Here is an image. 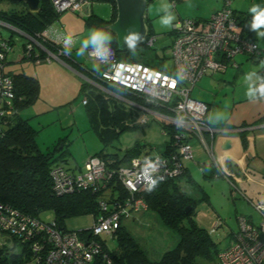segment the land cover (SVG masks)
Masks as SVG:
<instances>
[{
  "label": "built area",
  "instance_id": "2783aa9c",
  "mask_svg": "<svg viewBox=\"0 0 264 264\" xmlns=\"http://www.w3.org/2000/svg\"><path fill=\"white\" fill-rule=\"evenodd\" d=\"M93 0H52L58 13L71 11L85 13L91 11ZM0 24L8 25L21 34L30 37L24 43L25 57L39 58L41 50L56 59L72 58L63 54V47L51 50L53 42L45 31L33 36L20 30L9 22L0 19ZM241 26L231 0H226L223 8L216 11L209 19L182 18L174 23L172 58L175 66L171 71H164L146 63L123 60L112 46L113 55L105 64L99 63L88 53V57L98 62L100 73L92 72V77L141 99L134 101L113 91L100 82L91 80L95 85L106 89L111 95L125 101L141 111L137 118L140 125L149 121V115L161 117L164 134L172 137V150L163 154H142L132 158L121 166H112L114 159L107 160L98 155H91L85 166L78 171H67L62 166L51 170L53 189L57 195L71 194L81 190L101 192L110 190L109 184L120 182L125 194H113L109 199L99 198V214L94 225L79 230H66L59 223L44 221L0 200V245L17 248L18 244L28 247L33 252L29 264H117L112 251L103 236L115 239L117 230L124 220L133 213L149 210L144 194L148 192V179L144 173L145 158H150L158 167L151 174L152 179L162 177L165 182L185 172V163L194 160L193 140H199L209 152L213 162L219 167L207 134L214 136L215 131L207 121L210 110L208 103L192 97V90L209 71H221L229 64L238 67L235 57L239 54L259 56L264 53L259 44L240 30ZM158 40L156 34L145 38L147 46L153 47ZM13 41L0 37V138L11 126L18 113L15 103L14 79L6 72L8 53ZM38 48V49H37ZM88 52L91 49L87 50ZM184 80L175 88L170 87V80L178 70H185ZM264 76V68H262ZM160 73V76H157ZM100 88V89H101ZM87 103V99L83 100ZM163 110V111H162ZM8 126V128H7ZM224 131V130H223ZM170 132H172L170 134ZM116 164V163H115ZM216 176H219V172ZM234 190L238 189L232 179L224 175ZM158 183V184H159ZM255 208L264 215V204ZM239 228L234 234L229 247L218 253L220 264H263L264 263V222L255 225L247 216L238 217ZM221 224L218 222L216 225Z\"/></svg>",
  "mask_w": 264,
  "mask_h": 264
},
{
  "label": "rangeland",
  "instance_id": "374dc122",
  "mask_svg": "<svg viewBox=\"0 0 264 264\" xmlns=\"http://www.w3.org/2000/svg\"><path fill=\"white\" fill-rule=\"evenodd\" d=\"M93 1L92 4L96 12L105 16L112 14V2L106 0ZM223 2L224 0H150L146 16L150 19L151 28L158 36V40L153 47L138 48L137 54L146 57L150 63L164 61L166 69L173 70L175 66L172 58L174 23L182 18H188L187 14L194 11L202 12L206 15L202 14V17L210 18L212 12L216 8L221 7ZM254 4L264 7V0H231L232 8L237 10L238 13L249 12V8ZM164 5H171L170 11L175 16L171 28H166L159 23L160 16L163 15L160 9ZM0 9L13 11L21 9V5L10 0H1ZM66 15L68 17L71 16L72 19L67 20L71 22L73 28L76 23L78 30L70 32L63 28L66 25L64 21V16ZM191 16L194 17V15ZM59 18L54 20L47 27V30L51 33H57L61 40L71 36L72 54L76 56V59L78 58L87 65L98 69L100 64L90 59L87 53L84 56H78L76 52L80 42L87 37L89 30L100 27L87 26L86 19L82 15H76V13H64ZM12 36L13 45L8 53L6 72L16 73V71H24L27 74L32 73V75L39 77L41 82L39 97L33 103L24 107L21 110V114L24 118H29L31 125L37 130V144L42 152L46 154L57 153L59 155L60 149L64 148L59 157L53 161V167L60 165L67 171H78L80 167L83 168L85 166L87 159L104 148L105 144L96 129L93 128L88 114V107L83 103L85 98L82 90L83 83L89 82L93 85L95 83L86 76H82L80 71L76 73L74 69H78V67L71 59L73 63L69 60L68 64H70L71 68L75 67L74 69L61 62L63 59L53 58L48 52L42 50L41 54L43 57L41 58L25 57L24 43L29 38L12 27L0 24V37L9 39ZM259 42L264 47V38H259ZM55 43L64 47V41ZM247 56L239 54L235 57V60L241 63V69L237 70L236 67L229 64V75L225 72L212 73V71H209L194 86L192 97L211 102L214 110L218 113L219 108L217 106L220 104V100L224 101L227 94L228 97L233 95L234 88L236 89L235 94L245 95L247 82L244 81L243 77L250 71L259 70L261 62L248 59ZM64 59L68 60L69 58L66 56ZM95 86L101 88L97 85ZM101 90L109 95L111 94L104 88H101ZM163 124L161 117L149 115V121L146 124H139L140 126L136 128L124 131L117 139L111 140L106 150L122 154L126 148L138 143L146 145L145 151L147 150L151 154L159 153L169 139V136L164 134ZM204 148L203 145L200 146L203 153ZM230 186L225 185V188H227L225 195L218 193V195L213 196L210 204L206 201H200L197 207L198 215H196V219L198 223L211 232L220 249L229 247L232 231H238L239 223L237 217L240 215L237 211L248 215L253 213L257 226H260L263 221L261 214L254 211V208H250V204L246 199ZM188 187L191 186H186L185 189L189 193L194 196L198 195L195 189H189ZM222 187L220 186L221 189ZM111 195L112 190H108L102 197L109 199ZM215 211H219L221 214L220 218L214 217L216 215ZM40 217L47 222L55 220V214L51 210L44 211ZM94 222V214L87 213L67 217L64 220V225L67 230L74 231L90 228L94 225ZM217 222L221 224L216 225ZM123 225L150 260H162L165 254L174 249L180 240V236L166 227L162 223L159 214L152 210L133 213L130 218L124 220ZM103 238L107 240V246L112 252L118 251L119 242L117 239H112L108 236H103ZM21 248V244H18L17 250ZM212 256L211 258L199 256L197 264H219L214 251Z\"/></svg>",
  "mask_w": 264,
  "mask_h": 264
},
{
  "label": "trees",
  "instance_id": "16d2710c",
  "mask_svg": "<svg viewBox=\"0 0 264 264\" xmlns=\"http://www.w3.org/2000/svg\"><path fill=\"white\" fill-rule=\"evenodd\" d=\"M106 1H110L113 4L111 19L106 20L91 14L87 18L88 25L108 30L107 25L116 20V1ZM19 4L21 9L13 11L0 9V19L33 36L44 32L62 14L54 9L52 0H40L37 11H32L26 3ZM234 11L242 33L248 38L255 40L259 44L260 49L264 50L256 33L250 30L252 15L249 12L238 13L237 10ZM146 20L149 34H155L151 28L150 19L146 17ZM112 35L114 37L112 46L116 48L121 59L142 62L164 71H170L166 69L164 61L150 63L143 55L136 54L133 56L128 50L120 51L115 33L112 32ZM12 38L13 36L10 40ZM48 47L53 51L55 48L62 46L53 42ZM140 47L150 48L145 42L138 46V48ZM41 57H43L42 54L39 58ZM248 57L252 60L262 61L264 60V53L259 56L251 55ZM101 69L97 73H100ZM259 74L263 76L262 68ZM11 75L14 79L15 103L18 113L4 136L0 138V200L40 219H42L40 216L44 211L51 210L55 214V220L64 229H66L64 220L67 217L87 213H93L94 216L98 215L99 198L105 194V190L101 192L81 190L64 195H57L54 191L53 178L51 176L53 161L59 157L64 148L60 149L59 155L57 153L46 154L42 152L37 144V130L31 125L29 118H24L21 114V110L24 107L33 103L39 97L41 90L40 80L37 76L27 74L24 71L12 73ZM89 77L100 82L97 77ZM100 83L128 99L141 101L139 97L125 90L105 82ZM82 90L85 94L84 99H87L85 105L88 107L92 126L105 143L104 148L94 155L101 156L107 160L114 159L116 164H110L109 167L111 168L114 165L127 164L132 158L150 153L145 151L144 147L146 145L138 143L126 148L122 154L119 152H108L106 148L111 140L117 139L124 131L130 128L140 126L136 121L141 111L128 105L125 101L103 92L89 82L83 83ZM164 127L169 128L170 125L165 124ZM172 143L173 139L170 135L161 153H169L172 150ZM244 144L246 145V142ZM212 173L211 177H215L218 174L215 171ZM186 174L187 170L185 169L182 175L161 182L151 192L148 191L144 194L149 210L157 212L162 223L180 236L175 248L168 251L162 260H150L122 224L115 235V239L119 242V249L112 252L117 264H197L199 256L211 258L213 257V251L218 259V253L222 249L217 246L211 232L201 226L196 219L199 199L190 196L182 189L181 180ZM108 188L112 189L115 195L120 194L123 196L125 194L124 187L120 182L110 183ZM189 205H192V210L187 213L186 209ZM21 246L22 248L17 250L15 247L9 248L0 245V264H29L33 258V252L25 245L21 244Z\"/></svg>",
  "mask_w": 264,
  "mask_h": 264
},
{
  "label": "crops",
  "instance_id": "0c3cea01",
  "mask_svg": "<svg viewBox=\"0 0 264 264\" xmlns=\"http://www.w3.org/2000/svg\"><path fill=\"white\" fill-rule=\"evenodd\" d=\"M225 3L226 0H224L221 7L216 8L212 12V15L216 11L223 8ZM93 4L91 7V11L85 13H76V15H82L86 19V21L91 14H95L106 20L111 19L112 14L109 16H105L101 13L96 12ZM64 13L75 14L71 11H67ZM180 14L182 13L180 12ZM202 14L204 13L194 11L192 13H188L187 16L196 19H209V17H202ZM191 15H194V17ZM70 18L71 16H64V21L66 22V25H64L63 28H66L70 32L78 30V27H76V23L73 28L71 22L67 20ZM87 26L91 25H88L87 23ZM45 34L50 40L54 42L64 41L61 40V37L57 33H51L47 29L45 30ZM71 57L74 58H71V60L75 62L78 69L75 67L71 68L69 66L70 64H68V62L70 59L66 60L62 58L63 60L61 62H63L65 65H68L71 69L75 68L74 71L76 73H79L80 71V74L82 76H86L87 78H89V76H92V72H97L102 68L101 65L98 69L87 65L85 62L79 60L78 58L76 59V56L73 55L72 52ZM248 59L250 58L248 57ZM73 61L71 62L73 63ZM236 62L238 64V67L236 68L237 70H240L241 63H239L237 60ZM259 71L260 69L258 70V75H260ZM17 72L19 71H16V73ZM213 72L214 71H212V73ZM215 72H225L227 75H229L228 68ZM8 73L12 74L11 72ZM30 74L32 75V73ZM234 90L235 91L233 92V95L228 97L227 94L224 98V101L220 100V104L217 106L219 108L218 112L226 113L227 118L224 120H220L218 118V115L214 110L213 104L211 102L204 101L210 106L207 121L211 124L212 127L216 128L217 130H222L219 132H215L214 136H212L211 134H207V140L213 147L214 153L218 160L219 167L215 165L206 148H204V153L201 152L200 146L203 144H201L199 140L195 139L193 140L195 148V158L194 160L187 161L185 163L187 174L185 177L182 178L181 186L187 194L192 197H195L196 199H199L198 204L200 201H206L210 204L213 200L214 195H218V193L225 195V192L227 190V188H225V185H231L229 180L224 176L227 175L230 179H232V181L238 188L236 189V191L241 194L250 204L249 207L252 209L254 208V211L256 212H259L254 205L264 204V102L250 103L246 95H238L237 93L235 94L236 89L234 88ZM228 139H230L231 141V147L224 148V143ZM244 142H246V145L244 144ZM80 169L82 168L80 167ZM213 171L219 172V174L221 175L211 177ZM222 183L224 185L223 187ZM186 186H191L188 188L195 189L198 192V195L194 196L193 194L189 193L185 189ZM220 186L222 187V189L220 188ZM237 212L239 215L247 216L250 221L257 225L253 213H250L248 215L246 213H240L239 211ZM215 214L216 215L214 217H221L219 211H215ZM260 214L263 217V221L261 222L262 224L264 222V215L262 213ZM235 233V231H232L231 233L230 244L233 241Z\"/></svg>",
  "mask_w": 264,
  "mask_h": 264
},
{
  "label": "clouds",
  "instance_id": "9594fccd",
  "mask_svg": "<svg viewBox=\"0 0 264 264\" xmlns=\"http://www.w3.org/2000/svg\"><path fill=\"white\" fill-rule=\"evenodd\" d=\"M171 5H164L160 9L163 15L160 16L159 23L166 27L171 28L175 16L170 11ZM249 13L252 15V21L250 24V30L257 34L258 38H264V7L258 4H254L249 8ZM143 36L138 31L129 30V32L123 37H119V44L123 48L126 46L131 55L137 54L138 46L143 42ZM114 37L110 29L104 28H92L86 38L80 42V46L77 49L76 55L84 56L88 53L95 60L101 64L108 63L113 55L112 43ZM72 37L67 36L64 39L63 54L70 55L72 52ZM91 49L90 52L86 51ZM264 68V60L259 64V69ZM185 70H178L174 77H164L165 80H170V87L175 88L176 85L184 80ZM157 73V76H160ZM247 82L245 95L250 103L264 102V76L258 75V70H253L245 74L243 77ZM218 118L224 120L227 118L226 113L218 112ZM157 163L153 162L150 158H145L144 173L148 179L147 190L151 192L162 179L158 177L152 179L151 174L157 169Z\"/></svg>",
  "mask_w": 264,
  "mask_h": 264
},
{
  "label": "water",
  "instance_id": "95a60500",
  "mask_svg": "<svg viewBox=\"0 0 264 264\" xmlns=\"http://www.w3.org/2000/svg\"><path fill=\"white\" fill-rule=\"evenodd\" d=\"M1 1V0H0ZM13 3H26L32 11H37L40 0H10ZM117 5V18L114 22L107 25L111 32L115 33L120 51H127L126 46L121 47L119 44V37L126 35L129 30L138 31L143 36V42L149 34V27L147 25L146 13L148 9V0H115ZM8 26V25H6ZM10 27V26H9ZM26 35V34H22ZM142 42V43H143ZM141 43V44H142ZM140 44V45H141ZM222 131V130H219ZM218 131V132H219ZM217 132V131H215ZM230 139L224 143V148H230ZM192 210V205H189L186 212Z\"/></svg>",
  "mask_w": 264,
  "mask_h": 264
},
{
  "label": "bare ground",
  "instance_id": "6f19581e",
  "mask_svg": "<svg viewBox=\"0 0 264 264\" xmlns=\"http://www.w3.org/2000/svg\"><path fill=\"white\" fill-rule=\"evenodd\" d=\"M29 39H30V37L28 36V35H26ZM58 166V165H57Z\"/></svg>",
  "mask_w": 264,
  "mask_h": 264
}]
</instances>
